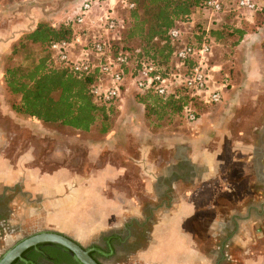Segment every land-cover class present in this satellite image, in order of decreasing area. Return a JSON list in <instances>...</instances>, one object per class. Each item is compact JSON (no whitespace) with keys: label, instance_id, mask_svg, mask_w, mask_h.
I'll list each match as a JSON object with an SVG mask.
<instances>
[{"label":"crops","instance_id":"obj_1","mask_svg":"<svg viewBox=\"0 0 264 264\" xmlns=\"http://www.w3.org/2000/svg\"><path fill=\"white\" fill-rule=\"evenodd\" d=\"M72 1L71 11L82 0L65 1L62 11ZM42 5L0 0V194L16 191L8 206L15 233L51 230L90 245L141 220L149 202L153 221L144 245L130 257L136 264H264V169L251 174L252 186L242 184L249 175L243 171L225 174L219 142L208 137L217 131L212 124H196L191 137L160 138L161 129L148 127L135 94L131 105L140 112L128 111L127 91L116 106L114 128L99 141L84 138L85 154L77 161L72 133L88 132L48 127L11 109L3 73L14 46L38 23L63 13ZM23 134L28 137L14 148L11 140ZM28 139L47 155L37 156ZM156 146L165 147L166 160L152 156Z\"/></svg>","mask_w":264,"mask_h":264},{"label":"rangeland","instance_id":"obj_2","mask_svg":"<svg viewBox=\"0 0 264 264\" xmlns=\"http://www.w3.org/2000/svg\"><path fill=\"white\" fill-rule=\"evenodd\" d=\"M31 0H18L20 6H26L27 3ZM44 8H47L51 14L55 13L57 8L61 7L65 1L70 0H38ZM222 2V12L216 15L207 16L203 15L200 12L193 11L192 25H200L201 27H212L219 23L225 24L230 29L242 30L243 35L240 39L237 38L235 34H229L225 31L221 34V37L214 42L212 45V57L211 63L216 68H219V74H214V80L219 82L220 79L224 78L226 80V86H221V101L220 103L214 106H203L196 103L195 111L197 112V119L193 123H188L179 114L170 113L168 110H160L158 113L154 110L155 106L146 107L149 109V114L145 115L144 118L148 123L151 131H157L161 129V137H169L173 133L180 136L191 137L195 134L192 129L198 123L212 124L217 131H212L208 134L210 139L218 140L220 154L218 156L219 161L223 162L222 166H225V174H249L244 176L243 185L250 184L253 185V177L251 174L255 173V156L251 155L253 149L258 145V140L262 138L263 147H264V0H254L260 6L261 10L258 12L249 13L245 10H239L236 8V0H220ZM81 2V1H80ZM78 3V5L80 4ZM77 5V6H78ZM73 6L72 2H67L62 11L61 17H53L49 22H46L48 25L58 26L61 24H67L69 20L74 15V10L71 11ZM76 6V7H77ZM18 7L14 6L13 10H16ZM109 9L111 16L119 17L125 19L127 11L123 10L117 2L113 4H107L102 6V11L96 14L100 15L104 10ZM96 15L92 16V19L96 22ZM212 22V23H211ZM82 38H89L91 35H100L104 36V31L97 24L89 27V24L81 27ZM80 31V32H81ZM188 28H184V34L182 40L184 42L191 41ZM110 37V36H109ZM21 40V39H19ZM19 42V41H18ZM18 42L15 46L18 45ZM137 42L135 39L130 41V43L135 44ZM24 48H17L14 52V55L11 57L12 62L8 64H20L23 66L31 65L34 60L39 55L38 48L35 45H31L27 42H23ZM127 91L130 94H125V101L128 108V111H134L139 113L138 109L131 105L132 94H135L132 86L129 84ZM124 98V95L122 96ZM15 98H10L9 103L15 102ZM117 104L115 103L111 107V111L104 119H98L87 134H80V137L77 135L78 132L72 133L76 135L74 137L73 145V157L77 161H81L84 156V148L82 147V142L84 138H89L93 141H99L102 139L103 135L110 132L115 125L118 111L116 109ZM144 113V109H143ZM204 114V115H203ZM53 128L61 129V126H49ZM101 126H104L106 129L105 134L100 133L99 129ZM164 134V135H163ZM28 136L24 134L19 138V135H15L14 139L11 140L14 148L18 145H22ZM22 140V141H21ZM35 153L38 155H47L44 151L40 150L38 142L35 139L27 140ZM26 142V143H28ZM215 144H213L214 146ZM25 144L20 148L23 149ZM165 147L156 146L151 148L152 156H158L163 160H166L169 157V153L166 151L164 153ZM250 157V161L245 163L247 158ZM261 165L264 169V150L263 158L261 160ZM243 171V172H242ZM250 177V178H248ZM230 181V180H229ZM235 181L231 180L234 186L238 187L241 184L234 183ZM11 195H8L9 197ZM8 205H6V208ZM153 218L151 217L150 222L148 223V228L152 224ZM37 229L33 230H24L17 236L12 235L13 238L7 242L5 245L0 247V254L7 249L12 243L17 241L19 238L28 235ZM84 247H88V244H83ZM131 255L128 254L126 257H120L115 260H106L101 261L102 264H136L131 261Z\"/></svg>","mask_w":264,"mask_h":264},{"label":"trees","instance_id":"obj_3","mask_svg":"<svg viewBox=\"0 0 264 264\" xmlns=\"http://www.w3.org/2000/svg\"><path fill=\"white\" fill-rule=\"evenodd\" d=\"M133 4V8L126 10L124 29L121 34L120 45L132 54L136 60H149L154 62L163 73L172 66V43L167 33L175 23H183L192 33L191 41L186 43H199L205 35L213 45L225 31L235 34L238 39L243 35L242 30L230 29L225 24L201 27L192 25L193 11L198 12L206 0H126ZM264 7V6H262ZM212 23V22H211ZM75 32L71 23L51 27L41 22L28 34L22 36L17 48H24L23 42L35 45L39 55L29 66L13 64L7 66L3 73L5 91L15 98L11 102V109L20 115L33 118L45 125L63 126L70 129L88 132L94 123L104 119L111 111V107H101L92 103L88 88L95 78V74L75 76L69 70L55 67L48 51L51 42L69 40ZM136 40L132 45L130 41ZM135 100L144 107V116L149 114L146 107H154L153 111L168 110L179 114L189 105L195 109V101L183 91H176L174 95L162 99L152 93H136ZM146 117V116H145ZM106 128L101 126L100 133L105 134ZM148 225L142 227L140 234L144 235ZM40 250L54 264H74L70 257L59 250L45 247ZM26 256L30 259L36 256L34 252ZM57 257H55L54 255ZM34 261V259H32Z\"/></svg>","mask_w":264,"mask_h":264},{"label":"built area","instance_id":"obj_4","mask_svg":"<svg viewBox=\"0 0 264 264\" xmlns=\"http://www.w3.org/2000/svg\"><path fill=\"white\" fill-rule=\"evenodd\" d=\"M117 2L123 10L133 8L126 0H82L75 8L68 23L75 27L69 40L51 42L48 46L50 60L55 67L69 70L73 75L87 76L95 74L88 88L92 103L101 107H110L119 102L130 84L134 93H152L162 99L183 91L195 103L214 106L221 101V86L226 80L213 81L219 68L210 64L212 44L205 35L199 43H186L182 40L185 24L175 23L168 31V40L172 43V66L163 73L152 61L136 60L120 45L124 29V19L111 16L109 9L102 13V6ZM236 8L253 13L261 10L254 0H236ZM203 15L212 16L222 12L220 0H206L197 9ZM96 15V22L92 16ZM97 24L104 31V36H84L81 27ZM81 31V32H80ZM110 36V37H109ZM181 116L188 123L197 119V112L190 105L181 111Z\"/></svg>","mask_w":264,"mask_h":264},{"label":"water","instance_id":"obj_5","mask_svg":"<svg viewBox=\"0 0 264 264\" xmlns=\"http://www.w3.org/2000/svg\"><path fill=\"white\" fill-rule=\"evenodd\" d=\"M255 172L261 174L263 158V140H258L255 147ZM108 253L91 246L82 247L70 237L51 230H37L19 238L0 254V264H36L26 258L27 254L34 252L47 259V256L40 250L43 247H51L68 255L74 264H102L94 257L95 255L107 257L111 253V246L107 241Z\"/></svg>","mask_w":264,"mask_h":264},{"label":"flooded vegetation","instance_id":"obj_6","mask_svg":"<svg viewBox=\"0 0 264 264\" xmlns=\"http://www.w3.org/2000/svg\"><path fill=\"white\" fill-rule=\"evenodd\" d=\"M3 193L0 194V247L7 243L8 238L12 239V235H14L15 233V231L10 227L8 223L10 211L8 207L6 208V205L9 206L10 200L15 195L16 191L11 194L7 189L4 190ZM8 195L11 196L7 197ZM153 208V204L146 202L143 205V210L141 211V220L127 221L119 229H113L108 234L99 237L98 242H94L88 245V247L94 246L108 253L106 242H109V245L111 246V253H109L107 257H102L95 254L94 257L100 262L106 260H115L120 257H126L128 254L132 255L134 252L140 249L145 243L146 235L149 231V228L147 227V230L145 231L144 235L140 233L142 232V227L146 224L148 225V223L150 222L152 217L151 214L154 210ZM15 235L17 236L18 233H15ZM43 248L49 253H52L49 249L45 247ZM35 255L36 256L30 258V260L34 259V262L36 264H54L52 259H46L39 254ZM28 256L31 255L28 253ZM54 256L57 257L56 255Z\"/></svg>","mask_w":264,"mask_h":264}]
</instances>
